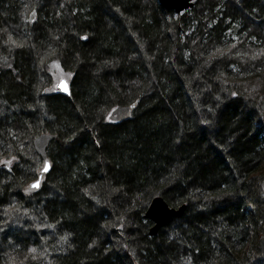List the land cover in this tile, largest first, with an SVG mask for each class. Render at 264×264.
Masks as SVG:
<instances>
[{
	"label": "trees",
	"instance_id": "16d2710c",
	"mask_svg": "<svg viewBox=\"0 0 264 264\" xmlns=\"http://www.w3.org/2000/svg\"><path fill=\"white\" fill-rule=\"evenodd\" d=\"M6 160L0 264H264V0H0Z\"/></svg>",
	"mask_w": 264,
	"mask_h": 264
},
{
	"label": "water",
	"instance_id": "95a60500",
	"mask_svg": "<svg viewBox=\"0 0 264 264\" xmlns=\"http://www.w3.org/2000/svg\"><path fill=\"white\" fill-rule=\"evenodd\" d=\"M161 6L168 10V11H175L177 14H181L182 12L193 8L195 1L197 0H158ZM35 16L32 18L34 19ZM56 90L65 95L66 97L71 96V86L70 83L66 79H61L57 85ZM138 103L134 102L129 105H118L114 109L111 110L109 114V120L111 122H121L123 120H128L132 117L133 112L135 108L137 107ZM57 138V135L50 134V133H44L39 136H37L34 139L33 147L35 149V152L40 156V158L43 161V166L41 170L44 167V161L48 162V170L46 172H42L40 170L37 179L34 181H39V187L36 189H31L37 191L44 178L48 176V174L52 170L51 162L48 158V148L52 141H54ZM33 182V183H34ZM31 183V185L33 184ZM186 206L183 205L180 208H173L168 205V203L162 198V197H156L152 200L149 208L147 209V212L145 214V218L152 221L153 226L150 229V235L156 236L158 232L169 225L171 221L175 218L182 217L185 213Z\"/></svg>",
	"mask_w": 264,
	"mask_h": 264
},
{
	"label": "snow or ice",
	"instance_id": "6c2138e0",
	"mask_svg": "<svg viewBox=\"0 0 264 264\" xmlns=\"http://www.w3.org/2000/svg\"><path fill=\"white\" fill-rule=\"evenodd\" d=\"M13 159H15L14 157H13ZM0 163H3L5 166H10V164L12 163V161L11 160H6V161H2V162H0ZM48 167H49V165H48V162L47 161H44V167H43V169L41 170L42 172H46L47 170H48ZM31 189H36V188H38L39 187V181H36V182H34L32 185H30L29 186Z\"/></svg>",
	"mask_w": 264,
	"mask_h": 264
},
{
	"label": "rangeland",
	"instance_id": "374dc122",
	"mask_svg": "<svg viewBox=\"0 0 264 264\" xmlns=\"http://www.w3.org/2000/svg\"><path fill=\"white\" fill-rule=\"evenodd\" d=\"M54 86L56 87L57 83L61 80V79H66L68 82H70V77L65 74V73H58L56 75V77H54Z\"/></svg>",
	"mask_w": 264,
	"mask_h": 264
}]
</instances>
